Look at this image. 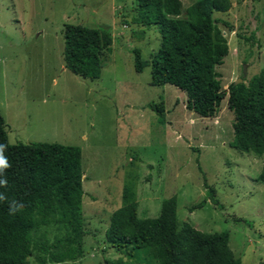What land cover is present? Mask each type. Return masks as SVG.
<instances>
[{
	"label": "rangeland",
	"instance_id": "374dc122",
	"mask_svg": "<svg viewBox=\"0 0 264 264\" xmlns=\"http://www.w3.org/2000/svg\"><path fill=\"white\" fill-rule=\"evenodd\" d=\"M230 2L228 12L214 14L233 29L217 24L229 48L216 68L223 89L264 67V0ZM136 7V0H0V112L9 143L81 149L83 255L60 264H157L143 250L133 257L117 251L105 232L120 207L136 203L138 217L153 218L172 196L178 229L229 232L243 264H264V182L257 179L263 157L230 147L227 96L215 117L202 118L186 109L178 88L152 86L149 67L135 72L133 50L149 61L160 43L155 26L134 23ZM187 7L183 2L184 15ZM65 24L111 32L98 79L65 68ZM160 102L165 123L147 106ZM39 232L49 241L62 235L59 225ZM36 254L28 264H39Z\"/></svg>",
	"mask_w": 264,
	"mask_h": 264
},
{
	"label": "trees",
	"instance_id": "16d2710c",
	"mask_svg": "<svg viewBox=\"0 0 264 264\" xmlns=\"http://www.w3.org/2000/svg\"><path fill=\"white\" fill-rule=\"evenodd\" d=\"M136 1L134 23L155 26L160 43L149 61L133 50L135 72L149 67L152 86L178 88L186 94V109L202 118L215 117L227 96V107L234 116L230 147L263 157L257 179L264 182V67L247 83L242 79L227 89L222 88L216 71L229 52L217 24L230 32L233 29L214 14L228 12L230 0H199L187 7L184 18H175L180 14V0ZM63 36L65 68L76 76L98 79L101 55L113 42L111 32L65 24ZM147 106L165 123L162 102ZM0 145L10 165L0 172V181L6 182L0 183V264H28L34 252L39 264L80 258L85 235L81 149L44 142L10 144L1 112ZM205 190L210 202L217 205L214 190L206 185ZM176 210L175 196L163 200L153 218L138 217L137 204H126L113 212L105 239L128 257L143 250L157 264H243L229 247V232L204 233L188 224L178 229ZM50 225L62 230L53 241L39 234L42 226Z\"/></svg>",
	"mask_w": 264,
	"mask_h": 264
},
{
	"label": "clouds",
	"instance_id": "9594fccd",
	"mask_svg": "<svg viewBox=\"0 0 264 264\" xmlns=\"http://www.w3.org/2000/svg\"><path fill=\"white\" fill-rule=\"evenodd\" d=\"M3 149H4V146L0 145V172H2L7 167H10L7 158L3 155ZM0 183H6V182L0 181ZM0 199H3V197L0 196ZM14 210H15V208H13V211Z\"/></svg>",
	"mask_w": 264,
	"mask_h": 264
},
{
	"label": "crops",
	"instance_id": "0c3cea01",
	"mask_svg": "<svg viewBox=\"0 0 264 264\" xmlns=\"http://www.w3.org/2000/svg\"><path fill=\"white\" fill-rule=\"evenodd\" d=\"M181 1V7H180V14L178 15V16H176L175 18H184L185 17V15L182 13V4H183V2H185V3H188V7L191 5V4H193V3H195V2H197V1H199V0H180ZM187 9V8H186ZM186 9H185V12H186ZM136 12H137V7L134 9ZM137 14H138V12H137ZM137 26H141V25H139V24H136ZM141 27H143V26H141ZM157 29V28H156ZM113 43V42H112ZM155 52V51H154Z\"/></svg>",
	"mask_w": 264,
	"mask_h": 264
},
{
	"label": "water",
	"instance_id": "95a60500",
	"mask_svg": "<svg viewBox=\"0 0 264 264\" xmlns=\"http://www.w3.org/2000/svg\"><path fill=\"white\" fill-rule=\"evenodd\" d=\"M241 82H242V79L241 78H239V79H237V80L234 81L235 84H238V83H241Z\"/></svg>",
	"mask_w": 264,
	"mask_h": 264
}]
</instances>
